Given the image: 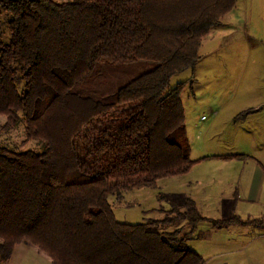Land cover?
Instances as JSON below:
<instances>
[{
	"label": "trees",
	"instance_id": "16d2710c",
	"mask_svg": "<svg viewBox=\"0 0 264 264\" xmlns=\"http://www.w3.org/2000/svg\"><path fill=\"white\" fill-rule=\"evenodd\" d=\"M238 1L0 0L2 129L23 122L24 141H42L41 150L0 141V259L25 242L54 264H204L189 243L200 221L262 222L209 217L190 196L163 217L129 222L117 218L109 198L156 187L197 161L185 81L170 87L171 78L196 66L203 38ZM104 112L107 122L78 150L75 135ZM139 137L144 168L108 175L83 168Z\"/></svg>",
	"mask_w": 264,
	"mask_h": 264
},
{
	"label": "rangeland",
	"instance_id": "374dc122",
	"mask_svg": "<svg viewBox=\"0 0 264 264\" xmlns=\"http://www.w3.org/2000/svg\"><path fill=\"white\" fill-rule=\"evenodd\" d=\"M250 47H254L251 55L248 54ZM200 54L201 59L194 68L173 75L170 82V87H174L185 81L181 96L187 134L191 142V156L197 160L192 167L197 173L190 170V177L165 176L158 180L157 187H136L124 191L122 197L111 194L110 201L120 220L138 222L144 217H163L164 210L179 204V197L174 193L188 191V187H193V183L198 184L199 192L197 189L195 191L199 196H203L204 192H207L206 194L211 192L213 195L215 190H224L225 185H228L226 181L216 185L211 183L206 188L202 183L207 182L205 178L210 179L211 175L216 179L220 176L232 177L231 181L235 179L234 169L238 165L231 167L220 166L218 163L206 164L207 166L197 164L206 152L231 153L242 150L252 155L256 153L264 155V150L258 148L260 136L257 137L258 141H255L245 135L246 131L252 130L254 125L252 119L237 120L238 118H235L237 114H233L251 106L256 109L264 108V0H239L237 6L223 17L222 24L203 38ZM243 67L247 68L245 76ZM4 120L5 116L0 115V141L20 149H42V141L39 139L31 138L24 141L26 135L23 122L9 130H3ZM107 120L108 112L89 120L74 137L77 149L81 150L87 140L98 132L99 126ZM254 132L258 133L257 130ZM140 137L134 142H123L109 152L107 158L83 168L91 173L107 175L144 168L147 165L146 150L145 143ZM227 172L228 175H225ZM250 175L244 174V177ZM241 183L247 184L245 179H241ZM161 193L164 194L161 195L164 196L162 198ZM218 196L219 193L210 200V203L208 200L201 202L202 214L209 217L220 214ZM249 206L250 204L246 205L243 210L253 212L255 208ZM207 225L208 222H200L199 234L190 242L203 256H213L216 264H264V258L262 263L260 256L251 251L255 244L251 242L247 244L249 238L241 242L243 238L236 235L226 240L224 231L211 232V236L207 237ZM176 226L178 225H170L168 229ZM187 226L188 224H184L183 231H188ZM0 264L54 263L37 246L21 242L15 246L10 258L0 259Z\"/></svg>",
	"mask_w": 264,
	"mask_h": 264
},
{
	"label": "crops",
	"instance_id": "0c3cea01",
	"mask_svg": "<svg viewBox=\"0 0 264 264\" xmlns=\"http://www.w3.org/2000/svg\"><path fill=\"white\" fill-rule=\"evenodd\" d=\"M242 50V48H239ZM249 52L248 54L251 55L254 47L248 48ZM250 61L252 60L251 57H249ZM249 59L247 58V63H249ZM247 68L243 67V75L245 76ZM243 83V79H242ZM247 109V108H246ZM244 109V110H246ZM249 109V108H248ZM251 111H248L243 116H238L240 111H236L233 114H237L235 118H238L237 120H251L252 119V130L250 132L246 131V137H251L252 139H255V141H258L257 137L260 136L259 139V146L258 148L264 150V108L256 109L255 107L251 106ZM254 130H257V134H255ZM216 154H243L244 156L241 157H223V156H213ZM209 155V156H208ZM194 158V157H193ZM218 163L220 166H235L238 165L235 170V179L231 180L232 177H225L220 176L218 179L212 177V175L205 178L207 182H203L204 188L209 186L211 183L216 185L217 183H224V181L228 182V185H225V189L221 191L215 190L214 194L212 195L211 192L206 194L207 192H204L203 196H199L195 189L198 191V184L193 183V187L189 186L188 191H179L174 193L179 197V204H177L179 207L183 208L184 206V200L187 196L192 197L198 204L200 210V204L202 201L208 200L210 203V200L212 198H215L216 194L219 193V196L217 197L219 206H218V212L220 214L216 216H210L213 218H226L230 217L234 214L240 215L242 218H262V222L254 223V224H242L238 222L229 223L226 225H215L212 223V221L204 220L200 222H208V225L206 227V230L208 231L207 237L211 236V232L215 231H224L226 235V240H230L231 238L237 236H240L242 239L241 242L245 241V238L247 239L248 243H254L255 248L251 249L252 252H255L257 255L260 256L261 262L264 258V155H260L256 153L255 155L246 153L242 150H236L231 153H222V152H206L204 154L199 162L197 164H211L214 165ZM195 164H193L194 166ZM193 173H197L193 167L189 169V171ZM194 170V171H193ZM233 170V171H234ZM186 172L183 174H177V175H171L173 177H183L184 175H187L190 177V172ZM238 174H243L242 176H238ZM244 174H251L249 177L245 178ZM225 175H228V172L225 173ZM163 178V177H162ZM160 178L159 180H161ZM197 178V177H196ZM209 179V180H207ZM241 179H245V182L247 184L241 183ZM233 181V182H232ZM187 182V181H186ZM198 183V182H197ZM158 186V184H157ZM156 186V187H157ZM219 187V186H218ZM217 187V188H218ZM216 188V189H217ZM190 189H193L190 191ZM199 192V191H198ZM206 194V195H205ZM164 195V194H163ZM164 196H161V198ZM131 203V201H128ZM250 204L249 207L255 208L253 212L243 210L246 205ZM175 205V204H174ZM245 211V212H244ZM202 212V210H201ZM200 222L196 225L194 230L191 233V237L189 240V243L193 238L197 236ZM188 231H190L191 225L188 224ZM250 243V244H251ZM246 244V245H247ZM191 245V244H190ZM193 248L197 249L196 246L191 245ZM198 250V249H197ZM204 264H216L215 258L213 256L205 257ZM263 263V262H262Z\"/></svg>",
	"mask_w": 264,
	"mask_h": 264
}]
</instances>
